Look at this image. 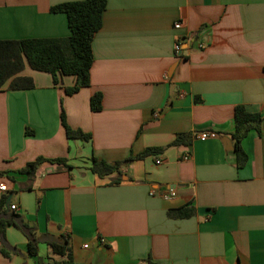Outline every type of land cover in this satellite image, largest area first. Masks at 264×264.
I'll return each mask as SVG.
<instances>
[{"label":"crops","instance_id":"1","mask_svg":"<svg viewBox=\"0 0 264 264\" xmlns=\"http://www.w3.org/2000/svg\"><path fill=\"white\" fill-rule=\"evenodd\" d=\"M77 1L0 0V41L70 37L66 15L51 8ZM107 1L90 87L67 96L74 77L55 85L26 66L20 75L34 88L0 92V201L10 198L16 222L68 237L77 264H264V0ZM239 106L262 117L242 142L243 168ZM62 108L89 141L68 139ZM203 131L218 137L195 140ZM179 134L188 138L171 147ZM153 148L166 150L119 174L91 170L93 159L126 162ZM39 158L48 161L22 173ZM179 208L196 215L170 218ZM1 249L11 257L0 254V264L60 260L46 243L30 256L14 225Z\"/></svg>","mask_w":264,"mask_h":264},{"label":"trees","instance_id":"2","mask_svg":"<svg viewBox=\"0 0 264 264\" xmlns=\"http://www.w3.org/2000/svg\"><path fill=\"white\" fill-rule=\"evenodd\" d=\"M107 0H82L56 5L51 8L52 13L65 14L71 35L65 39H25L0 41V92L4 90L21 91L34 88L32 78L20 74L29 66L32 70L50 74L55 85H59L64 77H74L75 84L65 88L67 96H73L82 89L91 86L90 71L94 62L92 44L95 35L102 28L103 15L107 7ZM103 96L95 94L91 98L92 112L102 110ZM62 126L70 140L89 141L91 135L85 134L80 129H72L67 122L64 109L61 111ZM262 123L259 114L249 113L244 107L235 109V132L233 138L236 146L237 166L243 168L248 163V156L242 149V142L251 130H258ZM188 135L179 134L171 147L183 145ZM166 149H147L137 157H130L126 162L108 164L104 161L93 159L92 172L100 177H107L121 173L123 165L132 160H141L147 156L155 155ZM48 161L39 158L34 164L29 165L22 173H33L42 162ZM51 162L64 163L62 159L50 160ZM117 181L121 182L119 178ZM6 199L0 201V236L5 239L7 226H16L27 239L28 254L38 257L39 245L46 243L52 253L60 258L59 261L41 262L37 264H77L74 262L72 249L68 237H54L49 234H39L35 226L24 222H16L17 215L8 213ZM173 219H188L196 215L195 209L179 208L168 213ZM0 254L6 258L11 253L1 249Z\"/></svg>","mask_w":264,"mask_h":264},{"label":"built area","instance_id":"3","mask_svg":"<svg viewBox=\"0 0 264 264\" xmlns=\"http://www.w3.org/2000/svg\"><path fill=\"white\" fill-rule=\"evenodd\" d=\"M175 28L180 29L181 28V22H176ZM174 49H175L176 54L179 55L181 53V46L179 44H176ZM217 137H218V134H216L215 132H211V131H203V132H199V133L194 135L195 140H199L202 142L212 140V139H216ZM188 159H189V156L186 155L184 157V160H188ZM157 164H160V161H158ZM6 190L7 189H6L5 185H0V191L1 192H5ZM11 208H12V210L14 209V207H11Z\"/></svg>","mask_w":264,"mask_h":264},{"label":"water","instance_id":"4","mask_svg":"<svg viewBox=\"0 0 264 264\" xmlns=\"http://www.w3.org/2000/svg\"><path fill=\"white\" fill-rule=\"evenodd\" d=\"M9 201H10V198H9V200H8V202H7L8 205H9Z\"/></svg>","mask_w":264,"mask_h":264}]
</instances>
